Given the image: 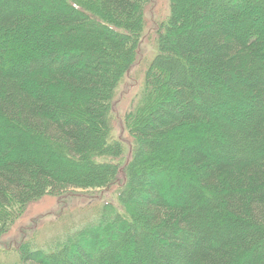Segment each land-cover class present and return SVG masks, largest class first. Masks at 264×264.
Wrapping results in <instances>:
<instances>
[{"label": "trees", "instance_id": "1", "mask_svg": "<svg viewBox=\"0 0 264 264\" xmlns=\"http://www.w3.org/2000/svg\"><path fill=\"white\" fill-rule=\"evenodd\" d=\"M149 2L0 0V233L45 194L122 208L23 264H264V0H169L123 142Z\"/></svg>", "mask_w": 264, "mask_h": 264}, {"label": "rangeland", "instance_id": "2", "mask_svg": "<svg viewBox=\"0 0 264 264\" xmlns=\"http://www.w3.org/2000/svg\"><path fill=\"white\" fill-rule=\"evenodd\" d=\"M168 16L169 0H150L145 12V31L137 46L135 65L120 86L112 107L113 133L123 142L127 141V133L121 117L156 52L155 30L166 22ZM127 145L130 146V143ZM145 155L165 164L170 160L171 152L167 147L164 151L146 152ZM115 191L111 188L70 189L60 195L45 194L30 203L23 215L9 229L0 233V264H23L22 255L29 251L52 250L68 236H73L88 224H94L100 216L107 215L104 205L122 211Z\"/></svg>", "mask_w": 264, "mask_h": 264}]
</instances>
